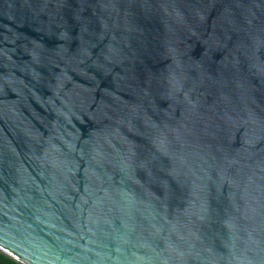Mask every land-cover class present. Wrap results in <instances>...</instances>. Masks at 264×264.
<instances>
[{"label": "water", "instance_id": "water-1", "mask_svg": "<svg viewBox=\"0 0 264 264\" xmlns=\"http://www.w3.org/2000/svg\"><path fill=\"white\" fill-rule=\"evenodd\" d=\"M0 252L264 264V0H0Z\"/></svg>", "mask_w": 264, "mask_h": 264}, {"label": "trees", "instance_id": "trees-1", "mask_svg": "<svg viewBox=\"0 0 264 264\" xmlns=\"http://www.w3.org/2000/svg\"><path fill=\"white\" fill-rule=\"evenodd\" d=\"M0 264H20V263L10 258L9 256L5 255L4 253L0 252Z\"/></svg>", "mask_w": 264, "mask_h": 264}]
</instances>
